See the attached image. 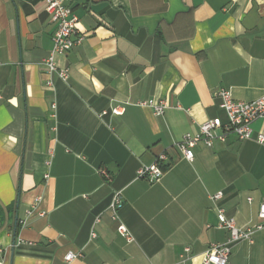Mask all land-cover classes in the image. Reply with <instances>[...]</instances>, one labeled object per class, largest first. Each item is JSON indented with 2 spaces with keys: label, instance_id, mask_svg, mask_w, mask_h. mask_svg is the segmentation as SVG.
<instances>
[{
  "label": "crops",
  "instance_id": "1",
  "mask_svg": "<svg viewBox=\"0 0 264 264\" xmlns=\"http://www.w3.org/2000/svg\"><path fill=\"white\" fill-rule=\"evenodd\" d=\"M62 1L84 35L56 57L66 80L42 64L45 0H0V264H202L228 237L217 209L239 227L262 221L264 118L249 139L198 143L189 160L175 143L225 121L217 89L264 96V0ZM151 98L169 104L161 115L139 104ZM161 152L159 180L138 178ZM67 251L80 255L65 262ZM226 264H264V227Z\"/></svg>",
  "mask_w": 264,
  "mask_h": 264
},
{
  "label": "built area",
  "instance_id": "2",
  "mask_svg": "<svg viewBox=\"0 0 264 264\" xmlns=\"http://www.w3.org/2000/svg\"><path fill=\"white\" fill-rule=\"evenodd\" d=\"M45 10L49 14L50 21L54 24V30L51 35L52 47L42 64L49 74L55 73L61 80H66L68 69L58 67L56 57L67 54L73 47L79 45L83 41L84 35L78 27L77 15L62 0H45ZM47 84H50V81H47ZM215 95L219 98V107L224 111L226 119L224 122L218 118L208 119L200 123L195 132L184 133L180 141L175 143L184 159L192 158V148L198 143L212 147L216 142L225 143L230 137L237 140L249 139L252 136V122L264 118V96L250 101H241L234 99L230 91L223 88L217 89ZM139 104L150 107L154 115H161L169 106L165 99L154 98L141 101ZM112 113L118 114L119 111L112 109ZM255 139L259 143H264V133H257ZM166 160V153H159L151 164L140 166L136 171V176L146 179L149 183L159 180L163 173V163ZM102 173L105 177L107 176L105 172ZM221 195V191H217L209 198L216 200ZM121 203L119 193H115L109 204L112 212L111 218L114 220L116 219L115 212ZM257 216L262 220L260 223L250 227H239L233 218L227 217L222 209H217V225L228 231V237L223 243L210 244L201 253L202 264H226L234 244L242 240L251 241L252 234L264 227V200L258 205ZM116 231L120 235L128 237V232L122 224L117 225ZM91 236H95L93 231H91ZM189 250V247L183 248L185 252ZM79 255L77 252L67 251L62 258L65 262H69Z\"/></svg>",
  "mask_w": 264,
  "mask_h": 264
},
{
  "label": "trees",
  "instance_id": "3",
  "mask_svg": "<svg viewBox=\"0 0 264 264\" xmlns=\"http://www.w3.org/2000/svg\"><path fill=\"white\" fill-rule=\"evenodd\" d=\"M165 167H163V169H164Z\"/></svg>",
  "mask_w": 264,
  "mask_h": 264
}]
</instances>
